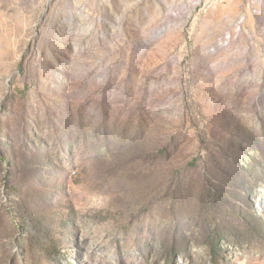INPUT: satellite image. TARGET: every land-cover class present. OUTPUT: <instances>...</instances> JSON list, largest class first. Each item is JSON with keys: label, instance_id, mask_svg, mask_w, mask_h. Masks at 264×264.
I'll list each match as a JSON object with an SVG mask.
<instances>
[{"label": "rangeland", "instance_id": "374dc122", "mask_svg": "<svg viewBox=\"0 0 264 264\" xmlns=\"http://www.w3.org/2000/svg\"><path fill=\"white\" fill-rule=\"evenodd\" d=\"M0 264H264V0H0Z\"/></svg>", "mask_w": 264, "mask_h": 264}, {"label": "built area", "instance_id": "2783aa9c", "mask_svg": "<svg viewBox=\"0 0 264 264\" xmlns=\"http://www.w3.org/2000/svg\"><path fill=\"white\" fill-rule=\"evenodd\" d=\"M222 37H232V34H230V31H229V33H227L226 35H224Z\"/></svg>", "mask_w": 264, "mask_h": 264}]
</instances>
